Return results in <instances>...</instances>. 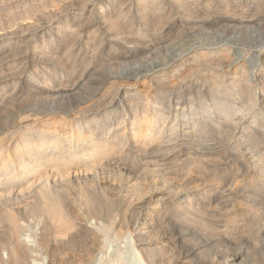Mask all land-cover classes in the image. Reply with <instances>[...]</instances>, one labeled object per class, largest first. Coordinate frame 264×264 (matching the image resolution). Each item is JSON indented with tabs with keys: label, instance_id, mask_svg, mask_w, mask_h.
I'll return each instance as SVG.
<instances>
[{
	"label": "rangeland",
	"instance_id": "rangeland-1",
	"mask_svg": "<svg viewBox=\"0 0 264 264\" xmlns=\"http://www.w3.org/2000/svg\"><path fill=\"white\" fill-rule=\"evenodd\" d=\"M27 1L7 0L10 6H12L10 7L11 14L6 11H3L4 13H0V50L4 49L7 53L10 50H19V54H16L14 56L12 55V58L10 59L9 57L7 59V62L9 61V64H13L15 62L16 64L14 63V65H16V68L18 70L19 68L23 69L19 71L21 72V75L18 73L17 75L14 74L9 76V78L5 77V75H0V79H2L1 81L8 80L10 82H19V84L24 86L25 82L29 81V78H32L31 71L36 70V72L38 71L36 74L40 73L38 75H44L45 73V75H56L55 77H52L56 79V81L54 80L55 82L53 81V83L55 84L56 82L64 81L63 87L65 86L66 88L64 87L60 90H55V92L51 94L25 98L19 102H16V106L6 107L0 105V129L5 128V130L3 129V131L0 133V192L2 190L4 191L6 189H9V187L11 188L19 181H23L22 184L25 185V180L26 183L29 182L30 178H32L34 174L33 169H35L36 164H31V160H26L28 163L26 162L16 169L14 168L12 163H9L12 160V154L7 157L4 153L5 150L9 148H11V151H13L16 147L24 145L25 142H28L27 139L22 137L21 135L26 131V127H24V125L26 124V117L35 112V110H45L50 107H58V113L57 115H55V118L53 115L44 117V121H40L38 126L42 125L41 122H44L43 124L49 125L50 131H58L59 134L57 135V137L61 139V143L56 147H40L39 150H37L35 153H37L39 156H45V154H50L49 152H51V150L53 149V152H51L52 155L59 158L60 156L64 155L61 152L65 151V159L68 160V162H66L64 167H72V169L69 170L70 177L82 176L83 178H81L80 180L81 183L76 182L71 184L68 187L66 193L68 194L67 199L69 197L70 200V203L68 202L69 205L71 204L70 209L73 210L71 212L75 214L73 219V230H76L77 226V229H80L81 226L85 225L95 230L96 226L99 225L101 227V231L99 232V245L97 244V248H95L93 252L94 254H92V258L88 264H107L108 260L112 261V258H114V260L118 259V264H147L144 256L140 253L138 247L136 246L134 237L130 234H125L126 236L123 235L125 239L123 236V239H121V237H116L117 226L115 225L113 228V226L110 225L123 219L131 220L132 218H135L137 216V213L139 212L141 216H144L143 214L146 211L150 212L152 209L156 208L158 209L156 211L160 210L159 212L162 213L166 208V212L164 213L168 212V220L166 219L167 222H165V225L167 223L169 229L167 228V225L165 226L163 223L164 228L159 227V231L160 229H163L162 231H164L165 229L167 232H159V235L156 236L157 238H153L157 245H159V243L160 245H165L166 250H170L168 252L171 256H174V253L176 252H180L181 254L179 253L178 255L181 257L189 256V259L186 258V261L188 260L187 264H215L217 260L223 261L227 258L231 260L232 257L230 258V256L226 255H232L234 254V252L236 253L242 250V253L245 252V255L243 254L244 256H242V258H245V260L241 259L236 264H264V211H260L258 214L253 215L254 217L250 216V218L242 214L243 212H240L242 210L240 200H242L250 192L255 191V187L264 178V173H262L264 172V105H258L254 109H249L248 111L246 110L242 112L241 110L233 109V113L231 112V110L223 112V108H220L221 110L218 109L211 112L213 118L210 114H204L203 111L205 109L204 107L206 106L201 100V97H205L206 101H210V98L212 97V93L210 92L213 90L216 79H220V76H225V81H230L229 84H231L233 80L236 81L239 78L247 76L242 74L245 73V68L242 65L243 62L241 59V61L238 60L235 65L231 66L227 71L225 69H215L213 72V61H218V59H220V56L223 57L224 54L228 52L227 50L225 51L223 49V46L221 45L215 47V49L213 50V0H198L196 3H194L195 0H187V2L192 5L191 10L194 9L192 12L191 10L189 11L187 6H182L184 9L180 7L178 4V0H147L148 3L151 2L149 6L152 12L148 11V15H146V18H143L140 14H138L135 9H131L127 14L125 13L121 18L123 19L121 24V28L123 30L120 28V30L124 33L122 32V36L117 34L115 35V37L107 29V31L104 29L105 26L101 24H95L96 22L93 24L88 23L90 21L88 20V15L82 9V7H84L82 0ZM103 1L104 0H97V12L101 11ZM131 1L134 3L137 2V0ZM157 4L162 5L163 9L154 11V7ZM31 6H35L36 9ZM193 6L195 8H193ZM59 8L61 9L60 11ZM25 10H28V16H24L26 14L24 12ZM187 10L191 14H189ZM61 12L64 13L65 16L61 14ZM33 22L35 24H33L32 26ZM75 22H77L76 25L85 23L83 26L78 28V32L75 34L79 37L71 35V38L67 39V41L60 40L54 43L53 46L51 45V52L53 54L52 56L50 55V57L47 55L38 57L31 55V51L35 50L36 48L38 49L39 44L42 43L44 39L45 41H43V44H47L49 42V38L57 34L56 29L60 23L61 26H69L68 28H71L75 24ZM65 34H67V31H64V35ZM124 35H128L127 39L123 38ZM67 36H69V34ZM90 37H92V39H95V41H91ZM97 42H100L99 44L101 46L99 44L97 45ZM94 43L98 46L96 48L98 49V51L95 49L96 46H94ZM261 47L264 48V43L261 45ZM25 49H27V52L25 51ZM94 51H96L95 54ZM17 65H19V67H17ZM1 68L2 64H0V69ZM235 69H237V72H235ZM223 72H227L228 75H222ZM61 75H68L69 77L67 76V79H61ZM217 75H219V77ZM256 76L257 75H255L254 78V75H251L250 78L253 85H256L257 95L261 99L262 97H264V78ZM65 82L69 87L65 85ZM1 84L2 83H0V89H2L4 85H6ZM6 90H8V88H6ZM241 100L242 98L234 99L235 102ZM190 104L192 105L190 106ZM157 107H164L162 109L166 110L167 113L169 112L170 114H166L167 117H160L159 121L154 122V128L152 127V130L148 129V132L153 131L148 139L150 138L149 141H151L153 139V136L158 137L162 133L164 134L166 132L167 138L169 133H171L170 135L172 137L169 136L167 141H163V144L161 142V144H159L158 146L153 144L152 146L147 145L146 150L144 148L141 149V151L139 150V148L137 149L134 143V138H131V136H134L135 133L138 132L137 129H140L141 126H144V129L149 128L146 122L155 117L154 114L156 115ZM191 107L196 108L197 112L199 113L195 116V119L208 121V127L206 126L207 129H205L206 127L202 126L203 124L199 122L198 125H201L200 127L202 128H200L201 130H198L195 133L194 128L191 129L188 124L186 126V123L182 121V118H180L181 115H179L180 117H176L177 113L182 114V112L185 111L190 112ZM61 109H64V111H60ZM79 110H84L85 112H80ZM219 113L220 117H217ZM107 114L109 118H114V121H109V118H105L102 124H105L106 127L107 124L110 127L112 126L111 133L115 134V132L120 133L121 131L122 137L124 136L123 138L117 139L119 147L122 146V150L120 147V152L116 153V155L110 154L111 156H109V153H102L98 157H94L90 154V150L94 141L88 140L83 144L81 142V138L83 136L82 134H75L74 137L69 138L72 130V125H74V131H76L78 128H81V126L88 127V125H90V123L95 119H102L104 115L106 116ZM223 114L227 116H224ZM147 116H149L148 120H146L148 118ZM116 117H120V119L117 120ZM210 117L212 118L211 120ZM228 118L232 120L230 121ZM56 119H58L60 122ZM178 119H181V121H179ZM217 120L220 122V124L223 123L218 127V129L217 124H215L216 122H218ZM228 121V124H231L230 127L228 124H224ZM232 121H234L233 125L231 123ZM213 124L216 126V128L215 126H213ZM250 124L251 128H248ZM170 127L173 128L171 129ZM90 130L91 129L86 128L85 131L89 132ZM202 130L204 131V133ZM145 131L147 132V129ZM187 131H190V133H188ZM259 132L261 135L259 134ZM253 133H255V135ZM111 136L113 135L111 134ZM111 136L110 138H108V141L110 139L112 141ZM170 139L173 140L170 141ZM183 139H185L186 141H183ZM115 140L116 139H114V141ZM88 147L90 148V150ZM153 147L156 148L153 149ZM190 148H193L194 151L193 149L190 150ZM195 151H199L201 154L198 152V155H202L201 157H198L200 161L198 164L199 166L197 165V168L193 170V174L197 175L198 179L189 182L188 180H185L184 176L186 175H184V173H186L185 168L188 165V156L191 153H195ZM212 152L216 153V158L215 155L210 158L211 154H214ZM29 154L31 155L33 153ZM29 154H25L26 157L30 156ZM203 154L207 158H204ZM52 155L45 158V160L39 159V162H37L39 164L37 165H57L59 162H56L54 164H52V161L48 162V158H52ZM202 157L204 158V160H202ZM90 162H94L95 164L88 170L85 168V164ZM183 165H186L185 168L183 167ZM203 165L206 171L203 169ZM80 166H82V168ZM206 166L209 167H207L209 171H207ZM127 167L131 169V171L133 172L132 174L128 173L127 171L124 172ZM175 168H177L176 170L178 171H176ZM157 169H159L160 171ZM261 170L263 171L261 172ZM172 171H174L175 173H172ZM161 172L168 173L169 177L172 178L171 181H173L171 183L169 182L168 184L165 183L164 180L161 179L163 178L160 176L162 174ZM179 172H181L182 174ZM256 173V178L252 177L253 175L255 176ZM67 174L68 173H66L65 176L63 174H60V176L50 174L48 175L47 179L43 178L41 182H43V184L46 186L49 185L48 187H50L52 184L58 183V181L66 182V179L68 178ZM86 175L87 179L83 177ZM199 175L203 176L204 178L200 177ZM182 177H184V179ZM212 177L214 180H217V182L215 181L216 184L211 179ZM251 177L255 178V180L253 179V181ZM257 177H259V179ZM206 178L207 180H205ZM153 179L157 180V185H151ZM199 179L200 181L203 180V182H200ZM208 179L209 183L206 182L208 181ZM232 179L235 181H233ZM256 179H258V182L256 181ZM252 181L254 184H256V186H254ZM184 182H186L188 185L185 184L184 186ZM194 182H197L196 186ZM192 183L195 187L192 185ZM205 183L207 184L205 185ZM198 184L199 186L197 187ZM247 184L248 187L246 189ZM177 185L178 187L176 188ZM181 185L183 186V188ZM221 185L223 188L221 187ZM216 187L219 188L216 189ZM235 187L237 190L235 189ZM178 188H180L179 192H177ZM208 188L218 192L216 193L213 191V196L211 195L212 203H206L204 205L203 203L207 202L209 199V196H205V194L207 193L206 195H208L210 192L205 193L203 190ZM220 188H222V191L220 190ZM82 191H86V197L83 196ZM217 196L220 197L218 198ZM92 197L95 198V201H97L99 205L97 207H100L101 210H99V212L101 213H99V215H101L100 217H98L99 219L93 218V216L90 214L92 210L89 209L87 198ZM182 197L184 199H182ZM188 197L191 199H189ZM198 198L202 200V202ZM189 200H191V202L193 201V204L189 205L190 207L188 206V209L191 208L193 214H195L196 217L198 216L197 218H201L203 222H206L213 226L221 225V228H219L218 226V229L222 230V233L224 235L221 234L222 236H220L221 232L216 233L213 230L210 232L209 230H211V228L209 227L208 231L211 233V237H209L210 233L208 234L206 229H202V231H206V233L208 234V236H206V234L204 237L205 232H203L204 234L202 236L201 229L197 228L196 235L194 237L195 239L192 238L191 240L186 238V240L185 237L183 239V236L180 233L181 229L177 226L176 222L182 223L183 220L185 222L187 219L183 217V214L181 213L182 209L180 211L175 207L176 204H178L179 202V204H181L183 201L185 202V204H189ZM229 200L234 203L233 208ZM186 201H188V203ZM196 202L205 207V212L208 211L209 214L213 212L212 214L214 215H209L208 213H206L204 215V218L203 214L201 215V213L198 212V210H196V208L194 207L197 205ZM166 206L168 207V209ZM170 207H172V209ZM225 207H228V210H234V215L231 216L233 217V219L236 218V221H234L230 216L228 217ZM210 208L212 209L210 210ZM196 211L200 215L196 213ZM214 212L216 213V215ZM261 212H263V217L261 215ZM88 213L90 217L88 216ZM118 213L121 217L118 215ZM169 213L171 214V216ZM173 213L178 217H174ZM237 213L239 215H237ZM77 214H80L81 218L80 216L77 217ZM218 214L222 215L223 218L220 215L217 216ZM169 217L173 219H170ZM44 218V215H34L29 211L19 215V222L22 226V231L20 232L19 239L21 243L26 245V247L29 249L27 259L30 262H28V264H52L53 260L54 264H68V262L69 264H76L78 262V256H76V254L78 253L77 250H74V253L71 250H67V253L71 252L67 254L71 259L65 256V248L62 249L61 246L59 248L62 249L65 255L60 251L59 253L57 251H54V247L57 244H61L67 239L66 237L71 236L70 233H73L72 229H70L69 233L67 232V236H65V233V235L62 234L65 236V239L61 234L55 233L58 229V225L51 224V230H48V224L46 219ZM91 218L96 220H92ZM225 218H228L229 222L225 220ZM218 219L219 222L217 221ZM209 220H214V222H216L217 224H214ZM173 221L176 225H173ZM102 222L103 224H101ZM235 222L237 225L239 223L240 226H237ZM170 224L173 226H171ZM258 225L260 226V228H258ZM229 227L232 228L230 229ZM227 228L230 229V233L228 232L229 236L227 235V232H223V230ZM4 230L5 228H2V230L0 231L1 241L6 239V235H4L6 234V232H4ZM75 230L74 232L76 233L77 230ZM174 231H176V233ZM237 231H240L239 234L237 233ZM231 232L234 234H232ZM174 234L176 237H174ZM57 235H59V237H57ZM233 235H236L235 238ZM39 236L41 238H39ZM206 239H208L207 242L209 241V250L207 248V251L205 250L203 252L205 254L201 253V255L198 254L197 256H192L190 258L193 249L199 246L197 243L201 244V240V242H203L204 240L206 242ZM54 240L56 241L54 242ZM115 240L117 241L115 242ZM166 242L169 246L171 245V248L166 244ZM239 247L240 249H238ZM176 248L180 251H178ZM247 248L248 251H246ZM8 249L9 247H4L0 251V258H3L2 262L4 264H11V254L10 249ZM77 249L79 250V247H77ZM187 250H189L191 253H189V251ZM184 252L185 254L183 255ZM253 252L254 255L251 254ZM247 253H249L248 257ZM119 254L123 256L120 257ZM60 256L64 258L67 257L70 259V261L67 260V262H65L66 259L65 261H63V258H61ZM53 257L54 259H52ZM72 258L74 261L72 260ZM120 258L122 261H120ZM61 259L64 263L61 261ZM192 259L194 260L193 262ZM4 261L7 263H5Z\"/></svg>",
	"mask_w": 264,
	"mask_h": 264
},
{
	"label": "bare ground",
	"instance_id": "bare-ground-1",
	"mask_svg": "<svg viewBox=\"0 0 264 264\" xmlns=\"http://www.w3.org/2000/svg\"><path fill=\"white\" fill-rule=\"evenodd\" d=\"M27 1V0H26ZM43 1V0H42ZM83 1V5L84 7H82V9L85 11V13L88 15V20L90 22L88 23H95V24H101L103 26H105V30L107 29L109 32L112 33V35H120L122 36L121 34H123L124 32L120 30L121 28V24H122V20L121 19L123 17V15L126 13H128L131 9H135L138 14H140L143 18H146V15L148 11H151L150 9V3L147 2V0H137L136 3L132 2L131 0H104L102 2V6H101V11L100 12H97V0H82ZM198 0H195L194 3H196ZM29 2V1H27ZM178 4L180 7L184 6L189 9V11L191 10V7L192 5H190L187 0H178ZM13 3V2H12ZM24 3V2H23ZM30 4V3H28ZM82 4V3H81ZM208 4V3H207ZM26 5V4H25ZM32 5V4H31ZM36 5V4H35ZM197 5V4H196ZM38 6V5H37ZM154 6V5H153ZM190 6V7H188ZM199 6V5H198ZM10 4L7 2V0H0V13H4L5 11L8 12L9 14H11V11H10ZM28 7V5H27ZM26 7V8H27ZM33 7V6H31ZM152 7V6H151ZM25 8V9H26ZM34 9L35 6L33 7ZM38 8V7H37ZM66 8V7H65ZM183 8V7H182ZM193 8H195L193 6ZM153 9V8H152ZM163 9L162 8V5H159L157 4L155 7H154V11H157V10H161ZM184 9V8H183ZM61 9L59 8V11ZM194 10V9H193ZM191 10V12L193 11ZM4 11V12H3ZM183 11V10H182ZM185 11V10H184ZM13 12V11H12ZM26 14L24 16H28V10H25L24 11ZM57 12V11H56ZM55 12V13H56ZM65 12V11H64ZM152 12V11H151ZM188 12V10H187ZM23 13V12H21ZM189 13V12H188ZM60 14V13H59ZM58 14V15H59ZM61 14L64 15V13L61 12ZM191 14V13H189ZM194 14V13H193ZM2 15V14H1ZM4 15H7V14H4ZM46 15V14H45ZM56 15V14H55ZM3 16V15H2ZM20 16V15H19ZM23 16V14H22ZM62 16V15H60ZM65 16V15H64ZM63 16V17H64ZM21 17V16H20ZM125 18V17H124ZM10 19V18H9ZM45 19V18H44ZM47 19V18H46ZM52 19V18H51ZM75 19V18H74ZM49 20V19H48ZM87 20V21H88ZM1 21V20H0ZM12 21V20H11ZM10 21V22H11ZM32 21V20H31ZM125 21V20H124ZM9 22V21H8ZM85 22V21H84ZM4 23V22H2ZM77 22H75V24L71 27V28H68L67 26H61L59 24V26L57 27L56 29V35L55 36H51L49 38V42L47 44H43V41H45V39L42 41V43L39 44V48L35 49V50H32L31 51V55L32 56H49L50 55L52 56V52H51V48L53 46L54 43L58 42V41H67V39L71 38L70 36L72 35H75L77 32H78V28L83 26L84 24L82 23L81 25H76ZM33 24H35L34 22L32 23V26ZM29 25V24H28ZM31 25V24H30ZM90 25V24H89ZM103 29V30H104ZM122 29V28H121ZM131 29V28H130ZM106 30V31H107ZM123 30V29H122ZM125 30V29H124ZM64 31H67V34L64 35ZM105 32V31H104ZM123 32V33H122ZM127 32V31H126ZM136 32V31H135ZM132 33V32H131ZM69 34V36H67ZM111 35V36H112ZM132 35V34H131ZM77 37H79L78 35H75ZM128 36V35H127ZM127 36L124 35V39H127ZM95 37V36H94ZM73 38V37H72ZM121 38V37H120ZM90 40L91 41H95V39H92V37H90ZM121 40V39H120ZM23 41V40H22ZM74 41V40H73ZM99 41V40H97ZM129 41V39H128ZM27 43V42H26ZM100 43V42H99ZM97 42V45L99 44ZM264 43V0H213V50L215 49V47H218L219 45L223 46V49L226 51H228L227 53L224 54L223 57L220 56V59H218V61H213V72L215 69H225L226 71L233 65H235V63L238 61V60H242V65L243 67L245 68V73H242L243 75H247L246 77H243V78H239L237 79L236 81H232L231 84H229V82L225 81V76H220L221 78L220 79H216L215 83H214V86H213V90L210 92L212 93V97L210 98V101H206V98L205 97H201V100L203 101V103L205 104L206 107H204L205 109L203 110L204 111V114H212L211 112L214 111V110H218L220 108H223L222 111L223 112H227V111H230L232 112L233 109H238V110H241L242 111H248L249 109H254L256 108L258 105H264V97H262L261 99L258 97L257 95V89H256V85H253L252 83V80L250 78L251 75H254V78H255V75H257L258 77L260 78H264V48L261 47V45ZM102 44V43H101ZM52 45V46H51ZM95 43H94V46L95 49L98 47ZM100 45V44H99ZM22 46V45H21ZM67 46V45H66ZM101 46V45H100ZM93 47V46H92ZM17 48V47H16ZM67 48V47H66ZM32 49V48H31ZM34 49V48H33ZM219 49V48H218ZM27 49H25L26 51ZM70 50V49H69ZM68 50V51H69ZM94 50V49H93ZM92 50V52H93ZM98 51V49H96ZM9 51V50H8ZM53 51V49H52ZM19 50L17 49H14V50H10L8 53L6 52V50L4 49H1L0 50V64H2V68L0 69V75H5V77H8L11 76V75H14V74H20L21 72H19L21 69L19 68V70L16 68V65L13 64H9L10 62L8 61L7 62V59L10 57V59L12 58V55H16V54H19ZM27 52V51H26ZM30 52V51H29ZM24 53V52H23ZM96 53V51H94V54ZM93 54V53H92ZM91 54V55H92ZM56 55V54H55ZM68 55V54H67ZM93 58V57H92ZM41 59V58H40ZM42 59H45V58H42ZM214 60V59H213ZM240 60V61H241ZM14 61V60H13ZM25 62V61H24ZM16 64V63H15ZM6 65V66H5ZM17 67H19V65H17ZM22 67V66H21ZM228 67V68H226ZM33 68V67H32ZM234 68V67H233ZM34 69V68H33ZM23 70V69H22ZM38 72V71H37ZM36 70H32L31 71V76L32 78H29L27 82H25V85H21L19 84V82H10L8 80H5L3 77V79L5 81H1L2 79H0V83L2 84H6L2 87V89H0V105H3V106H16V102H19L25 98H29V97H32V96H42L44 94H51V93H54L55 90H60L61 88H64L63 87V82L60 81V82H56L55 84L53 83V81L56 79L55 78H52V77H55L56 75H38L36 74L37 73ZM235 72H237V69H235ZM217 74V73H216ZM21 75V74H20ZM214 75V74H213ZM221 75V74H220ZM222 75H228L227 72H223ZM68 75H61V79L63 78H68L67 77ZM219 77V75H217ZM256 76V77H257ZM1 77V76H0ZM13 77V76H12ZM237 77V76H236ZM217 78V77H216ZM234 79V77H233ZM259 79V78H258ZM214 80V79H213ZM12 81V80H11ZM54 81V82H55ZM74 81V80H73ZM260 81V80H259ZM10 82V84H9ZM257 82V80H256ZM1 84V85H2ZM257 84V83H256ZM65 85H66V82H65ZM68 85V84H67ZM66 85V86H67ZM74 85V84H73ZM258 85V84H257ZM69 87V86H67ZM6 88H8V90H6ZM66 88V87H65ZM260 88V87H259ZM65 90V89H64ZM264 95V94H263ZM238 98H242L241 101H238V102H235L234 99H238ZM200 99V98H199ZM210 103V104H209ZM159 104V103H158ZM157 105V104H156ZM166 105V104H165ZM192 104H190L191 106ZM2 106V107H3ZM163 106V105H162ZM1 107V108H2ZM261 107V106H260ZM4 108V107H3ZM58 107H50L48 109H41V110H35V112L31 113L30 115H28L26 117V124L24 125V127H26V131L21 134L22 137L26 138L28 142H25L24 145H21V146H18L16 147L13 151H11V148L5 150V154L6 156H10V154H12V160L11 162L9 163H12L14 168L17 169V167L21 166L22 164L26 163L27 161L26 160H31V164H36L34 167L35 169L34 170V174L32 176V178H30L29 182L26 183V180H25V185L22 184L23 181H19L16 185L12 186L11 188L9 187V189H6V190H2L0 192V229L2 230V228L4 230V232H6V239H4L3 241L0 240V251L4 248V247H9L10 249V254H11V264H28V257L27 255L29 254V249L26 247V245H24L23 243H21L20 239H19V235H20V232L22 231V226L20 224V219H19V215L20 214H23L27 211L31 212V214H34V215H44L47 221V224H48V230H51V224H55V225H58V229L55 233H59V234H64L65 236H67V232L69 233L70 229H72L73 227V219H74V213H72L70 209V205L68 204V202L70 201L69 200V197L67 199V189L68 187L73 184V183H79L82 176H76V177H70L69 173H70V169H72V167H64V165L66 164V162H68V160L65 159V151H59L63 154V156H60L59 158L54 155H52L51 152H53V149L51 150V152H49L50 154H45V156H39L37 153H35L37 150H39V148L41 147H45V148H50L51 146H58L60 145L61 143V139L57 137V135L59 134L58 131H50V127L48 124H43L44 122H41L42 125L38 126V124L40 123V121H44V117H47V116H51L53 115L54 118H55V115H57L58 113ZM164 108V107H162ZM162 108H159L157 107L156 108V115L154 114L155 117L151 118V120H148L149 119V116H147L148 118L146 120H148L147 123V126H149V128H146L147 129V132L145 131L146 129H144V126H141L140 129H137L138 132L135 133L134 136H131V138L133 137L134 138V143H135V146L137 147V149L139 148V150L141 149H144L146 150V146L147 145H150L152 146L153 145H156L158 146L159 144H162L164 143L163 141H167V139L169 138V136H171L169 133L168 134V138H167V132L166 133H162L161 135H157L158 137H154L153 136V139L151 141H149L148 137L151 135V133L153 132H148V129L149 130H152V127L154 126V122L156 121H159V118L160 117H167L166 114H170L169 112L167 113L166 110L162 109ZM81 110V109H80ZM79 110V111H80ZM221 110V109H220ZM237 110V111H238ZM60 111H64V109H61ZM183 111V110H182ZM80 112H85L84 110L83 111H80ZM219 112V111H218ZM240 112V113H241ZM233 113V112H232ZM199 113L197 112L196 108L194 107H191V111L190 112H182V114H179L177 113L176 114V117H180L179 115H181L180 118H182V121H184V123H186V126L187 124L191 127V129L194 128V131L196 133V131L198 130H201L200 127L201 125H198L199 122H201L204 126L206 127L207 126V123L208 121L206 120H198V119H195V116L198 115ZM227 114V113H225ZM243 114V113H242ZM217 115V114H216ZM220 113L218 114L217 117H220L219 116ZM224 115V114H223ZM222 115V116H223ZM224 116H227V115H224ZM244 116V115H243ZM212 117V115H211ZM210 117V120L213 118ZM215 117V116H214ZM229 117V116H228ZM105 118H109L108 117V114L101 119H95L93 122L90 123V125H88V127H82L81 128H78L76 131H74L73 129V126H71L72 130H71V134L69 136V138H72L75 136V134H79V135H83L82 138H81V142L84 144L85 142H87L88 140H92L94 141L92 147H91V150L89 148V150L91 151V155L94 156V157H98L99 155H101L102 153H109V156H111L110 154H115L120 152V147H121V150H122V146L119 147V143L117 142V139H120V138H123L122 137V133L120 131V133H117L115 131V134L114 133H111V127L108 126L107 124V127L105 126V124H102L103 121L105 120ZM117 120L120 119V117H116ZM143 118V117H142ZM53 119V118H52ZM177 119V118H176ZM216 119V118H215ZM226 119V118H225ZM230 120V118H228ZM58 120V119H56ZM109 121L113 120L114 121V118L110 117L108 119ZM179 121H181V119H178ZM177 120V121H178ZM223 120V118H222ZM227 120V119H226ZM232 120V119H231ZM230 120V121H231ZM241 120V119H240ZM49 121V119H48ZM55 121V120H54ZM59 121V120H58ZM108 121V122H109ZM166 121V120H165ZM214 121V120H213ZM218 121V120H217ZM221 121V120H220ZM60 122V121H59ZM107 122V123H108ZM162 122V121H161ZM216 122V121H215ZM224 122V121H223ZM56 123V122H55ZM101 123V125H100ZM175 123V122H174ZM177 123V122H176ZM229 121L227 123H224V124H228ZM232 125L234 123V121L231 122ZM255 123V122H254ZM63 124V123H62ZM215 124H217V129L218 127L223 124L218 121L216 122ZM219 124V125H218ZM175 125V124H174ZM229 125V124H228ZM231 125V124H230ZM229 125V127H230ZM213 126H215L213 124ZM239 126V125H238ZM251 126V124L248 126V128ZM139 127V126H138ZM146 127V126H145ZM177 127V126H176ZM208 127V126H207ZM207 127L205 129H207ZM225 127V126H224ZM228 127V126H227ZM232 127V126H231ZM261 127V126H260ZM70 128V127H69ZM87 129H91L89 132H86L85 130ZM154 128V127H153ZM171 128V127H170ZM173 128V127H172ZM171 128V129H172ZM212 128V127H211ZM216 128V126H215ZM214 128V129H215ZM221 128V127H220ZM251 128V127H250ZM253 128V126H252ZM3 129L5 130V128H1L0 129V133L3 131ZM8 129V128H7ZM134 129V128H133ZM170 129V130H171ZM175 129V127H174ZM190 129V130H191ZM213 129V130H214ZM216 129V130H217ZM230 129V128H229ZM136 130V129H135ZM136 130V131H137ZM169 130V131H170ZM189 130V129H188ZM247 130V129H246ZM245 130V131H246ZM258 130V129H257ZM119 131V130H118ZM134 131V130H133ZM192 131V130H191ZM203 131V130H202ZM253 131V130H252ZM188 132V131H187ZM222 132V131H221ZM124 133V132H123ZM133 133V132H132ZM131 133V134H132ZM186 133V132H185ZM190 133V131L188 132ZM204 133V131H203ZM262 133V132H261ZM111 134L113 136H111ZM175 134H176V131H175ZM248 134V133H247ZM255 135V133H253ZM258 134V133H257ZM260 134V132H259ZM126 135V134H125ZM188 135V134H186ZM190 135V134H189ZM195 135V134H194ZM261 135V134H260ZM259 135V136H260ZM263 135V134H262ZM110 136L112 137V141L111 139L108 141V138H110ZM253 136V135H252ZM172 137V136H171ZM185 137V136H184ZM188 137V136H187ZM191 137V136H190ZM194 137V136H193ZM251 137V136H249ZM257 137V136H255ZM254 137V138H255ZM179 138V137H178ZM189 138V137H188ZM253 138V137H251ZM250 138V139H251ZM114 139H116L114 141ZM173 139H174V136H173ZM173 139H170L173 140ZM96 140V141H95ZM124 140V139H123ZM122 140V141H123ZM185 139H183L184 141ZM188 140V139H187ZM252 140V139H251ZM2 141V140H1ZM186 141V140H185ZM133 142V141H132ZM175 142V141H174ZM189 142V141H188ZM256 142V141H255ZM258 142H261V141H258ZM166 143V142H165ZM176 144V143H175ZM174 144V145H175ZM185 144V143H184ZM187 144V143H186ZM258 144V143H257ZM264 144V143H263ZM163 146V145H162ZM190 146V145H189ZM72 147V146H71ZM125 147V146H124ZM194 147V146H193ZM253 147V146H252ZM149 148V147H148ZM156 147H153V149H155ZM214 148V147H213ZM5 149V148H4ZM160 149V148H159ZM193 149V148H192ZM190 148V150H192ZM65 150V149H64ZM264 150V149H263ZM262 150V151H263ZM67 151V150H66ZM70 151V149H69ZM142 151V150H141ZM194 151V149H193ZM198 152L199 151H195V153H191L190 155L188 156V165L185 166L183 165V167L186 169V173H184V176L185 177V180H188L189 182L191 181H195L196 179H198L197 175L193 174V170L195 168H197L196 166L199 164V158L198 157H201L200 154L198 155ZM252 152V151H251ZM29 153H33V154H29ZM58 153V152H57ZM71 153V152H70ZM188 153V152H187ZM190 153V151H189ZM214 153V152H212ZM219 153V152H218ZM25 154H29L30 156L26 157ZM59 154V153H58ZM68 154V153H67ZM72 154V153H71ZM193 154V155H192ZM208 154V153H207ZM253 154V153H252ZM25 155V156H24ZM52 155L53 157L51 158H48V162L49 161H52L54 163L56 162H59L57 165H49V166H52V167H49L47 165H37L39 163L38 160L40 159H44L47 158L48 156ZM60 155V154H59ZM70 155V154H69ZM73 155V154H72ZM215 155V158H216V153L214 154H211V157ZM219 155V154H218ZM239 156V155H238ZM4 157V155H3ZM5 157V158H7ZM70 157V156H69ZM75 157V156H74ZM187 157V156H186ZM185 157V158H186ZM203 157L204 158H207L205 157V155L203 154ZM202 157V158H203ZM208 157V158H209ZM240 157V156H239ZM71 158V157H70ZM204 158L202 160H204ZM255 158V157H254ZM259 158V157H258ZM9 159V158H8ZM187 159V158H186ZM185 159V160H186ZM241 159V158H240ZM256 159V158H255ZM6 160V159H5ZM252 160V158H251ZM43 161V160H42ZM187 161V160H186ZM212 161V160H211ZM211 161H207V162H211ZM184 162V161H183ZM241 162V161H240ZM28 163V162H27ZM203 163V162H202ZM217 163V162H216ZM215 163V164H216ZM242 163V162H241ZM41 164V162H40ZM61 164V165H60ZM95 163L94 162H90V163H87L85 164V168L86 169H90L92 168V166L94 165ZM184 164V163H182ZM208 164V163H207ZM210 164V163H209ZM214 164V163H213ZM239 164V163H238ZM256 164V163H255ZM259 164V163H257ZM7 165V163H6ZM29 165V164H28ZM181 165V164H180ZM219 165V164H218ZM244 165V164H243ZM253 165V164H252ZM78 166V165H77ZM84 166V165H83ZM199 166V165H198ZM202 166V164H201ZM200 166V167H201ZM210 166V165H209ZM217 166V165H216ZM64 167V168H63ZM82 168V166H80ZM78 167V168H80ZM208 166H206L207 168ZM214 167V166H213ZM239 167V166H238ZM244 167V166H243ZM249 167V166H247ZM256 167V166H255ZM76 168V167H75ZM77 168V169H78ZM84 168V167H83ZM84 168V169H85ZM209 168V167H208ZM207 168V171H209V169ZM217 168V167H216ZM251 168V167H250ZM253 168V166H252ZM264 168V167H263ZM262 168V169H263ZM76 169V170H77ZM85 169V170H86ZM177 168H175L176 170ZM200 169V168H199ZM203 169L206 171L204 165H203ZM202 169V171H203ZM32 170V171H33ZM130 170V171H129ZM159 170V169H157ZM181 170V169H180ZM198 170V169H197ZM211 170V169H210ZM245 170V168H244ZM251 170V169H250ZM75 171V170H74ZM128 172L130 174H132L133 172L131 171V169H129L128 167L124 170V172ZM152 171V170H151ZM154 171V170H153ZM156 171V170H155ZM160 171V170H159ZM170 171V170H169ZM178 171V170H176ZM183 171V170H182ZM196 171V170H195ZM201 171V170H200ZM201 171V172H202ZM214 171V170H213ZM256 171V170H255ZM263 170H261L262 172ZM157 172V171H156ZM163 172V171H162ZM161 172V173H162ZM165 172V171H164ZM242 172V171H241ZM67 174V179H66V182H59L58 183H54L52 184L50 187L46 186L43 184L42 179L43 178H46L48 177V175L50 174H53V175H56V176H60V174H63L65 176V174ZM77 173V172H76ZM159 173V172H158ZM172 173H175L174 171H172ZM171 173V175H172ZM181 173V172H179ZM199 173V172H198ZM203 173V172H202ZM208 173V172H206ZM210 173V172H209ZM259 173V172H258ZM264 173V172H262ZM81 174V173H80ZM182 174V173H181ZM179 174V175H181ZM254 174V173H253ZM156 175V174H155ZM160 175V174H159ZM201 175V174H200ZM199 175V176H200ZM209 175V174H208ZM162 180H164L165 183H171V177H169V174L168 173H162L160 175ZM174 176V175H173ZM219 176V175H218ZM251 176V174H250ZM257 176V173L256 175L252 176V177H255L256 178ZM83 177H87L86 176H83ZM184 177H182L184 179ZM200 177H203V176H200ZM199 177V178H200ZM211 177V176H210ZM215 177V176H214ZM251 177V178H252ZM66 178V177H65ZM141 178V177H140ZM160 178V177H158ZM204 178V177H203ZM255 178H252V180ZM259 179V177H257ZM263 178V177H262ZM83 179V178H82ZM87 179V178H86ZM179 179V178H178ZM214 183L215 181L217 182V180H214L213 177L211 178ZM210 179V180H211ZM216 179V178H215ZM222 179V178H221ZM231 179V178H230ZM234 179V178H233ZM232 179V180H233ZM258 179H256V181L258 182ZM62 180V179H61ZM64 180V179H63ZM207 180V178L205 179ZM253 180V181H254ZM261 180V179H260ZM84 181V180H82ZM184 181V180H183ZM200 181V179H199ZM203 182V180H201ZM200 181V182H201ZM222 181V180H221ZM235 181V180H233ZM232 181V182H233ZM240 181V179H239ZM249 181V180H248ZM252 181V183H253ZM163 182V183H164ZM187 182V181H186ZM186 182H184V186L185 184H187ZM198 182V180H197ZM197 182L195 183V186L197 184ZM199 182V184H200ZM209 183V179L208 181H206ZM237 182V181H236ZM235 182V183H236ZM243 182V181H242ZM81 183V182H80ZM84 183V182H83ZM164 183V184H165ZM211 183V182H210ZM234 183V182H233ZM27 184V185H26ZM199 184L197 185V187L199 186ZM207 183H205L206 185ZM213 184V183H212ZM216 184V183H215ZM222 184V183H221ZM231 184V183H230ZM245 184V183H244ZM254 184V183H253ZM83 185V184H82ZM151 185H157V180L156 179H153L152 180V184ZM188 185V184H187ZM190 185V183H189ZM193 185V183H192ZM191 185V186H192ZM235 185V184H234ZM174 186V185H173ZM182 186V185H181ZM194 186V185H193ZM194 186V187H195ZM216 186V185H215ZM251 186V185H249ZM254 186H256V184H254ZM178 187V185L176 186V188ZM210 187V186H209ZM222 187V185H221ZM248 187V184L246 186V189ZM174 188V187H173ZM181 188V187H180ZM180 188H178L177 192H179ZM183 188V186H182ZM193 188V187H192ZM207 188V187H206ZM211 188V187H210ZM205 189L203 190L205 193L206 192H210L208 195L205 194V196H209V199L207 202L203 203L204 205L206 203L208 204H211L212 203V193H213V189ZM213 188V187H212ZM219 188V187H216V189ZM223 188V187H222ZM220 188V190L222 189ZM250 188V187H249ZM248 188V190H249ZM254 188V187H253ZM255 191H252L250 192L249 194L246 195V192H245V197L240 200V205L242 206V210L240 212H243L242 214H244L246 217L248 216L250 218V216H253V215H256L258 214L260 211H264V178L258 183V185L255 187ZM80 189V188H79ZM153 189V188H152ZM197 189V188H195ZM194 189V190H195ZM229 189V187H228ZM231 189V188H230ZM236 189V187H235ZM251 189V188H250ZM199 190V188H198ZM219 190V192H220ZM225 190V189H224ZM237 190V189H236ZM247 190V191H248ZM254 190V189H253ZM185 191V190H184ZM202 191V190H200ZM222 191V190H221ZM83 193V196L86 197L87 194H86V191H82ZM130 192V191H128ZM141 192V191H140ZM176 192V193H177ZM191 192V191H190ZM216 192V191H214ZM218 192V191H217ZM216 192V193H217ZM244 192V191H243ZM135 193V192H134ZM139 193V192H138ZM223 193V192H221ZM225 193V192H224ZM229 193V192H228ZM240 193V192H239ZM132 194V192H131ZM199 194V193H198ZM197 194V195H198ZM220 194V193H219ZM177 195V194H176ZM190 195V194H189ZM212 195V196H211ZM223 195V194H222ZM227 195V194H226ZM229 195V194H228ZM132 196V195H130ZM142 196V195H141ZM191 196V195H190ZM204 196V195H203ZM240 196V195H239ZM244 196V195H243ZM91 197V196H90ZM201 197V196H199ZM218 197V196H217ZM215 197V198H217ZM220 197V196H219ZM218 197V198H219ZM227 197V196H226ZM189 198V197H188ZM193 198V197H192ZM195 198V197H194ZM204 198V197H203ZM137 199V198H136ZM135 199V200H136ZM182 199H184L182 197ZM187 199V198H186ZM191 199V198H189ZM199 199V198H198ZM207 199V198H206ZM229 199V198H228ZM238 199V198H237ZM200 200V199H199ZM198 200V201H199ZM205 200V198H204ZM223 200V199H222ZM236 200V199H235ZM185 201V200H184ZM182 202L181 204H176V207L174 205V207L176 209H179L181 211L182 209V214H183V217H185V219H187L185 222L183 220V225L182 223H177V226L180 227V233L182 234L183 236V239L185 237L188 238V239H191L195 237L196 235V229L199 228L201 229V232H202V236H203V232H205L204 234V237L205 235L207 234L206 231L208 232V234L213 230L215 231L216 233H220V236H222L221 234L222 233V230L218 229V226L219 225H210L206 222H203L201 220V218H197L195 214H193L192 212V209H188L191 205L193 204V201L189 204H185V202ZM195 201V199H194ZM202 202V200H200ZM206 201V200H205ZM230 201V200H229ZM238 201V200H237ZM236 201V202H237ZM87 204L89 206V209L92 210V212L90 213L93 218H98L100 217L101 215H99V210H100V207H97L99 206L97 201H95V198H87ZM138 202V201H137ZM188 203V201H186ZM204 202V201H203ZM223 202V201H222ZM239 202V201H238ZM70 203V202H69ZM177 203V202H176ZM195 203V202H194ZM197 203V202H196ZM226 203V202H225ZM229 203V202H228ZM230 203L232 204V208H233V202L230 201ZM100 204V203H99ZM172 204V203H171ZM214 205V204H212ZM211 205V206H212ZM17 206V207H16ZM173 206V205H171ZM183 206V207H182ZM189 206V207H188ZM194 206V205H192ZM207 206V205H206ZM228 206V205H227ZM238 206V205H237ZM239 206V207H241ZM167 207V206H166ZM196 208V210H198V212L201 213V215L203 214V216L208 213L204 211L205 207L202 206L200 203H197L196 206H194ZM204 207V208H203ZM208 207V206H207ZM210 207V206H209ZM229 207V206H228ZM227 207V208H228ZM231 207V206H230ZM99 208V209H98ZM172 209V207H170ZM174 208V209H175ZM218 208V207H217ZM222 208V207H221ZM220 208V209H221ZM226 208V207H225ZM225 209L227 210V215L228 217L230 216L232 219L233 217L231 215H234V210H228V209ZM136 209V208H135ZM168 209V207H167ZM208 209V208H206ZM212 208H210L211 210ZM216 209V208H215ZM139 210V209H138ZM137 210V212H138ZM158 210L157 208L156 209H152L150 212L146 211L143 215L144 216H141L140 212L137 213V216L135 218H132L131 220H127V219H123L121 221H118L119 222H115L114 224L110 223L111 225L110 226H114L116 225L117 226V236L116 237H121L124 235L126 236L127 234H130L134 237L135 239V243H136V246L138 247V250L140 251V253L144 256L147 264H187V261H186V258L189 259V256H179L178 254L180 253H177V256H176V253H174L175 257L174 256H171L170 253L168 251H170L168 249V251L166 250L165 248V245H157V243L155 242L154 238L156 236L159 235V232H165L166 230L164 229V231H162L160 229L159 231V227L160 228H164V225H165V222L166 219L168 220L167 218V213H164L166 212V208L164 210V214L162 212H159V211H156ZM178 210V211H179ZM209 210V211H210ZM223 210V211H225ZM101 211V210H100ZM162 211V210H161ZM176 211V212H178ZM195 211V209H194ZM214 211V210H213ZM87 212V211H86ZM134 212V211H133ZM143 212V211H142ZM196 211V213H198ZM211 212V211H210ZM239 212V213H240ZM180 213V214H181ZM213 213V212H212ZM209 214V215H214V214ZM215 213V212H214ZM226 213V212H225ZM236 213V212H235ZM263 212H261V215H262ZM87 214V213H86ZM101 214V213H100ZM121 214V213H120ZM170 214V213H169ZM181 214V215H182ZM199 214V213H198ZM241 214V215H242ZM119 215V213H118ZM125 215V213H124ZM133 215V214H131ZM135 215V214H134ZM174 217H178L176 216L174 213H173ZM179 215V214H178ZM200 215V214H199ZM216 215V213H215ZM220 214H218L217 216H219ZM226 215V216H227ZM237 215H239L237 213ZM260 215V214H259ZM258 215V216H259ZM264 215V214H263ZM262 215V217H263ZM80 216L81 218V215L77 214V217ZM88 216L90 217L89 213H88ZM120 216V215H119ZM130 216V215H129ZM171 216V214H170ZM208 216V215H206ZM222 216V215H220ZM121 217V216H120ZM173 217V216H172ZM181 217V216H179ZM254 217V216H253ZM34 218V217H33ZM131 218V217H130ZM170 218V217H169ZM203 218V217H202ZM205 218V216H204ZM223 218V216H222ZM264 218V217H263ZM262 218V219H263ZM88 219V218H87ZM90 219V218H89ZM92 219V218H91ZM99 219V218H98ZM97 219V220H98ZM170 219H173V218H170ZM184 219V218H183ZM213 219V218H212ZM236 219V218H235ZM235 219H233L234 221H236ZM248 219V218H246ZM253 219V218H252ZM80 220V219H79ZM92 220H96V219H92ZM111 220V219H110ZM181 220V219H180ZM225 220L228 221V218ZM230 220V219H229ZM238 220V219H237ZM254 220V219H253ZM45 221V220H44ZM75 221V220H74ZM116 221V220H115ZM182 221V220H181ZM207 221V220H206ZM211 221V220H209ZM219 222V219L217 220ZM232 221V220H230ZM264 221V220H263ZM95 222V221H94ZM111 222V221H110ZM171 222V221H170ZM213 222L214 224L216 222L211 221ZM229 222V221H228ZM233 222V221H232ZM75 223V222H74ZM97 223V222H96ZM164 223V225H163ZM175 222L173 221V225H176L174 224ZM210 223V222H209ZM221 223V222H220ZM227 223V222H226ZM231 223V222H230ZM103 224V222L101 223ZM217 224V223H216ZM219 224V223H218ZM222 224V223H221ZM236 224V222H235ZM45 225V223H44ZM167 225V223H166ZM165 225V226H166ZM171 225V224H170ZM171 225V226H173ZM234 225V224H233ZM237 225V224H236ZM102 226V225H101ZM170 226V227H171ZM221 226V225H220ZM219 226V228H221ZM225 226V225H224ZM237 226H240L239 223ZM243 226V225H242ZM259 226V225H258ZM46 227V226H45ZM45 227H44V230H45ZM78 227V226H77ZM76 227V233L74 232V230L72 229L73 233L69 236V237H66L64 235V238L66 239L65 241H63L61 244H57L55 247H54V251H57L59 253L62 252V249H64V253H66L65 256L69 257L67 254L68 253H71V252H68L67 253V250H71L73 253H74V250H77L78 253L76 254L77 257V260L78 262L76 264H88L92 258V254H94V250L95 248H97V244L99 245V237H100V234L99 232L101 231V227L98 225L96 226V230L95 229H92L88 226H81L80 229H77ZM169 226L167 225V228ZM209 227L211 228V230H209ZM235 227V226H234ZM246 227V226H245ZM75 228V227H74ZM175 228V227H174ZM208 228V229H207ZM225 228V227H224ZM230 228V227H229ZM227 228L225 230H223L224 233L227 232V235L230 233V229L232 228ZM237 228V227H236ZM243 228V227H242ZM241 228V229H242ZM252 228V227H251ZM260 228V226L258 227ZM262 228V227H261ZM109 229V228H108ZM112 229V228H111ZM169 229V228H168ZM171 229V228H170ZM206 229V231H202ZM223 229V228H222ZM235 229V228H234ZM233 229V230H234ZM0 230V231H1ZM210 232H209V231ZM232 230V231H233ZM237 230V229H236ZM240 230V229H239ZM246 230V229H245ZM55 231V230H54ZM199 231V230H198ZM243 231V230H242ZM247 231V230H246ZM255 231V229H254ZM253 231V232H254ZM262 231V230H261ZM51 232V231H50ZM106 232V231H105ZM167 232V231H166ZM176 233V231H174ZM200 232V231H199ZM197 232V233H199ZM229 232V233H228ZM240 232V231H239ZM239 232L237 231V233L239 234ZM245 232V231H244ZM46 233V232H44ZM178 233V232H177ZM232 233V232H231ZM243 233V232H241ZM247 233V232H246ZM252 233V232H251ZM41 234V233H40ZM116 234V233H115ZM114 234V235H115ZM126 234V235H125ZM208 234L206 236H208ZM234 234V233H232ZM236 234V233H235ZM42 235H43V232H42ZM41 235V236H42ZM56 235V234H55ZM108 235V234H107ZM171 235V234H170ZM200 235V234H199ZM198 235V236H199ZM211 237V233L209 234ZM216 235V234H215ZM214 235V236H215ZM224 235V234H223ZM237 235V234H236ZM235 235V236H236ZM47 236V235H46ZM109 236V235H108ZM123 236V237H124ZM162 236V235H161ZM219 236V235H218ZM229 236V235H228ZM234 236V235H233ZM234 236V238H235ZM240 236V235H238ZM5 237V236H4ZM57 237H59V235H57ZM61 237V236H60ZM107 237V236H106ZM154 237V238H153ZM166 237V236H165ZM174 237L175 234H174ZM39 238H41L39 236ZM43 238V237H42ZM111 238V237H110ZM115 238V237H114ZM119 238H116V239H119ZM157 238V237H156ZM160 238V236H159ZM233 238V237H231ZM60 239H63V238H60ZM112 239V238H111ZM120 239V240H121ZM125 239V237H124ZM195 239V238H194ZM203 239V238H202ZM238 239V238H236ZM235 239V240H236ZM257 239V238H256ZM255 239V240H256ZM42 240V239H41ZM40 240V242H41ZM57 240V239H56ZM54 240V242L56 241ZM59 240V238H58ZM158 240V239H157ZM171 240V239H169ZM187 240V239H186ZM200 240V239H199ZM208 239H206V242H207ZM43 241V240H42ZM45 241V240H44ZM62 241V240H61ZM117 240H115L116 242ZM183 241V240H182ZM190 241V240H189ZM196 241V240H195ZM202 241V240H201ZM200 243H205V244H199L197 243L199 246L194 248L193 251H192V254L190 255V258L192 256H197L198 254L201 255V253H203L207 248L209 250V245H208V242L206 243L205 240L203 242ZM164 242V241H163ZM168 242V241H167ZM166 242V244H167ZM171 242V241H170ZM186 242V241H184ZM191 242V241H190ZM25 243V242H24ZM49 243V242H48ZM47 243V245H48ZM57 243V242H56ZM162 243V242H161ZM188 243V241H187ZM193 243H196V242H193ZM212 243V242H211ZM210 243V244H211ZM255 243V242H254ZM165 244V243H164ZM196 244V245H197ZM259 244V243H258ZM30 245V244H29ZM46 245V244H45ZM46 245V246H47ZM122 245V244H121ZM168 245V244H167ZM166 245V246H167ZM191 245V244H190ZM195 245V244H193ZM261 245V244H260ZM263 245V244H262ZM28 246V245H27ZM61 246L62 249H60L59 247ZM169 246V245H168ZM171 246V245H170ZM169 246V247H170ZM178 246V245H177ZM186 246V245H185ZM184 246V247H185ZM212 246V244H211ZM48 247V246H47ZM77 247H79V250L77 249ZM99 247V246H98ZM168 247V248H169ZM183 247V248H184ZM192 247V246H191ZM213 247V246H212ZM171 248V247H170ZM8 249V250H9ZM60 249V250H59ZM137 249V248H136ZM177 249V248H176ZM174 249V250H176ZM211 249V248H210ZM240 249V247L238 248ZM7 250V251H8ZM172 250V249H171ZM178 250V249H177ZM245 250V249H244ZM53 251V249H52ZM76 251V252H77ZM120 251V250H119ZM137 251V250H136ZM180 251V250H178ZM189 251V250H187ZM190 251H191V248H190ZM189 251V253H191ZM207 251V250H206ZM246 251H248V248L246 249ZM255 251V250H253ZM51 252V250H50ZM174 252V251H173ZM172 252V253H173ZM250 252V251H249ZM252 252V251H251ZM257 252V251H256ZM73 253H72V257H73ZM138 253V252H137ZM188 253V252H187ZM245 253V252H244ZM242 253V250L240 252H234V254H228L226 256H230V258L232 257L231 260H229L228 258L223 260V261H214L215 264H236L239 262V260L241 259H244L245 258H242V256H244L245 254ZM8 254V255H10ZM181 254V253H180ZM185 254V252L183 253V255ZM205 254V253H203ZM244 254V255H243ZM248 254V255H247ZM247 257L249 256V253H247ZM254 255V252L251 253ZM56 255V254H55ZM71 255V254H70ZM120 257H122L123 255L119 254ZM9 257V256H8ZM31 257V256H30ZM55 257V256H54ZM54 257L52 259H54ZM58 257V256H57ZM56 257V258H57ZM61 258H63V261H70L69 258H64L62 256H60ZM110 257V256H109ZM141 257V256H140ZM246 257V258H247ZM252 257V256H251ZM111 258V257H110ZM198 258V257H197ZM3 259V258H2ZM2 259L0 258V264H2ZM195 259V258H194ZM200 259V258H199ZM218 259V258H217ZM248 259V258H247ZM73 260V258H72ZM191 260V259H190ZM197 260V259H196ZM216 260V259H215ZM220 260V259H219ZM222 260V259H221ZM243 260V261H244ZM249 260V259H248ZM49 261V260H48ZM62 261V259H61ZM62 261V262H63ZM74 261V260H73ZM76 261V259H75ZM107 261V260H106ZM120 261L121 258H120ZM119 261V262H120ZM194 260L192 259V262ZM2 262V263H1ZM5 262V261H4ZM145 262V263H146ZM246 262V261H245ZM244 262V263H245ZM7 263V262H5ZM56 263V262H55ZM60 263V262H59ZM64 263V262H63ZM107 263V262H106ZM108 263L109 264H118V259L114 260V258H112V261L108 260ZM107 263V264H108ZM242 263V262H241ZM4 264V263H3ZM30 264V263H29ZM51 264V263H50ZM52 264H54V260L52 261ZM66 264V263H65ZM69 264V262H68ZM121 264V263H119ZM125 264V263H124ZM240 264V263H239Z\"/></svg>",
	"mask_w": 264,
	"mask_h": 264
}]
</instances>
